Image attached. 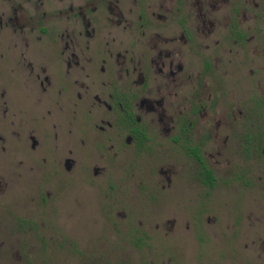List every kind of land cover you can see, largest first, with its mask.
<instances>
[{
  "label": "flooded vegetation",
  "instance_id": "1",
  "mask_svg": "<svg viewBox=\"0 0 264 264\" xmlns=\"http://www.w3.org/2000/svg\"><path fill=\"white\" fill-rule=\"evenodd\" d=\"M4 65L47 127L19 116ZM62 124L83 132L81 147L92 137L100 159L102 149L168 143L195 161L205 187L231 169L264 201V185L262 196L255 189L264 180V0H0V148L17 141L45 155L49 141L53 164L71 173L80 160L70 148L73 157L57 158ZM98 163L89 170L101 177ZM173 172L158 169L169 185ZM255 242H241L232 262L264 264L249 252Z\"/></svg>",
  "mask_w": 264,
  "mask_h": 264
},
{
  "label": "rangeland",
  "instance_id": "2",
  "mask_svg": "<svg viewBox=\"0 0 264 264\" xmlns=\"http://www.w3.org/2000/svg\"><path fill=\"white\" fill-rule=\"evenodd\" d=\"M2 74L16 93L19 116L47 127L35 119L39 107L7 65ZM81 136L77 129L68 135L61 125L57 158L73 157L70 148L80 160L74 156L71 173L64 163L53 164L49 141L41 149L47 162L17 141L7 151L0 148V264H168V255L179 264H235L234 256L243 254L239 244L253 240L249 252L264 255L263 198L249 196L252 186L228 175L233 170L218 172L216 185L205 187L195 177V161L168 143L155 142L143 152L122 149L117 156L102 149L100 159L92 137L81 147ZM97 160L106 167L101 177L89 170ZM169 164L171 185L158 174ZM254 173L258 179L263 166ZM256 182L262 196L264 180Z\"/></svg>",
  "mask_w": 264,
  "mask_h": 264
},
{
  "label": "trees",
  "instance_id": "3",
  "mask_svg": "<svg viewBox=\"0 0 264 264\" xmlns=\"http://www.w3.org/2000/svg\"><path fill=\"white\" fill-rule=\"evenodd\" d=\"M210 173V172H209Z\"/></svg>",
  "mask_w": 264,
  "mask_h": 264
}]
</instances>
